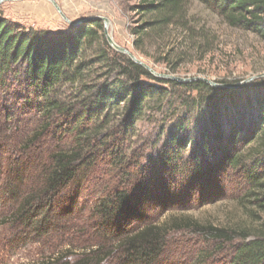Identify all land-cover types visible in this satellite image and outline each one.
Masks as SVG:
<instances>
[{
    "label": "trees",
    "instance_id": "16d2710c",
    "mask_svg": "<svg viewBox=\"0 0 264 264\" xmlns=\"http://www.w3.org/2000/svg\"><path fill=\"white\" fill-rule=\"evenodd\" d=\"M190 1L140 0L135 6L140 18L130 29L133 48L147 55V43L164 38L168 30H189ZM197 1L214 10L229 26L248 29L264 39V0ZM144 81L166 86L167 90L206 94L207 123L192 141L193 154L188 159L179 154L191 142L183 129L169 131L167 142L155 158L142 161L144 154L138 153L142 146L127 145V136L144 115L155 91ZM236 89L247 95L244 109L251 112L250 122L235 124L226 136L220 131L221 105L212 97L233 96ZM236 89L153 75L108 44L101 19L48 32L8 20L0 10V94L23 100L44 118L27 138L22 153L30 155L32 144L52 135L46 157L34 166L37 184L23 196L11 188L21 166L10 162L11 179L7 181L11 183L3 195L20 199L11 216L13 224L20 225L21 232L24 227L42 236L53 227L50 212L60 211L61 200L76 203L92 186L90 183H97L101 188L95 191L91 205L94 227L121 250L122 264L157 263L169 231L177 225L145 222V197L152 170L161 165L157 171L164 172L170 182L180 177L173 183H181L186 195L188 191L197 196L200 186L209 190L208 185L222 193V188L230 184L235 189L232 197L251 224L240 231L211 225L201 229L217 240L240 237L233 244L231 264H264V78ZM3 102L0 97L1 108ZM116 109L121 110L120 117L110 126L111 113ZM225 139L227 142L221 145ZM209 151H217L213 165L206 161ZM208 175L217 177V182H207ZM136 222L140 225L134 227ZM86 257L82 262H92L95 251Z\"/></svg>",
    "mask_w": 264,
    "mask_h": 264
},
{
    "label": "rangeland",
    "instance_id": "374dc122",
    "mask_svg": "<svg viewBox=\"0 0 264 264\" xmlns=\"http://www.w3.org/2000/svg\"><path fill=\"white\" fill-rule=\"evenodd\" d=\"M139 2L2 0L0 10L8 20L48 32L67 30L72 26L70 22L84 18L104 17L109 22L108 34L117 45L127 48L156 72L185 81L201 77L218 85L213 87L231 88L228 85L239 84L253 77L242 86L232 87L236 89L264 78V39L248 29L229 26L214 10L197 0L190 1L187 6L189 30L172 28L161 38L163 40L155 38L154 42L147 43V55L140 54L133 48L134 37L130 33L140 18L135 11ZM144 84L155 91L144 115L136 123L131 135L127 136V145L131 148L142 146L138 149V153L144 154L142 161L147 160V157L155 158L157 150L167 142L169 131L183 129L190 135L191 142L185 149H180L179 154L185 160L188 159L193 154L192 141L198 138V132L207 123L208 102L203 100L206 94L182 89L167 90L166 86L149 81H144ZM160 90L163 92L159 94L157 91ZM236 90L233 96L219 94L212 97L221 105L220 131L226 136L235 124L243 122L246 125L250 122L251 112L244 109L247 95L244 91ZM0 97L4 98L3 107L0 106V264H122L121 250L94 227L91 205L95 191L101 188L97 183H90L92 186L86 191L85 197L76 203L61 200L60 211L50 212L53 227L42 236L38 237L24 227L21 232L20 225L13 224L11 216L20 199L3 195L11 183L8 182L11 179L10 162L21 166L19 174L14 175L11 188L18 192L17 195L23 196L37 184L34 166L46 157V148L52 144V135H47L49 138L43 136L36 141V145L32 144L28 150L30 155L23 154L27 138L42 125L40 122L44 118L23 100L3 93ZM120 112V109L112 111L110 126L116 123ZM225 142L226 139L221 145ZM205 150L206 147L203 149L206 154ZM217 157V151H209L206 161L213 165ZM159 167L161 165L152 170L154 175L150 178L145 197L148 206L145 222L177 225L167 235L159 262L153 264H231L233 244L240 237L231 241L213 239L212 234L203 231L201 226L246 230L251 222L232 197L235 189L227 183L222 193H219L212 190L213 185H208L209 190L201 189L200 186L197 196L188 191L186 195L181 183H173V180L178 182L180 177L170 182L164 172L157 171ZM214 179L217 182V177L208 175L207 182ZM134 225L137 227L140 224L136 222ZM177 226L180 228L177 229ZM94 251L96 257L92 262H82L88 254L93 256Z\"/></svg>",
    "mask_w": 264,
    "mask_h": 264
},
{
    "label": "water",
    "instance_id": "95a60500",
    "mask_svg": "<svg viewBox=\"0 0 264 264\" xmlns=\"http://www.w3.org/2000/svg\"><path fill=\"white\" fill-rule=\"evenodd\" d=\"M2 0H0L1 2ZM94 18H97V19H101L102 22H103V25H104V36L108 42V44L114 48L115 50L121 52V53H124L126 54L127 56H129V58H131L135 63H138L140 65H142L144 68H146L149 72H151L153 75L157 76V77H162V78H170V79H175L177 81H185V80H182L178 77H175V76H171V75H166V74H161V73H158L156 72L153 68H151L150 66H148L147 64H145L144 62H142L139 58H137L132 52H130L127 48L125 47H122V46H119L117 45L113 39L109 36L108 34V31H107V27H108V20L104 17H99V16H96V17H90V18H84V19H81V20H78V21H75V22H70L71 25H74V24H77V23H80L81 21H86V20H89V19H94ZM253 79V77L247 79L246 81L242 82V83H239V84H233V85H228L229 87H239V86H242L248 82H250L251 80ZM194 80H202L206 83H208L209 85H212V86H218L217 84L209 81L208 79H205V78H201V77H197L195 78Z\"/></svg>",
    "mask_w": 264,
    "mask_h": 264
},
{
    "label": "bare ground",
    "instance_id": "6f19581e",
    "mask_svg": "<svg viewBox=\"0 0 264 264\" xmlns=\"http://www.w3.org/2000/svg\"><path fill=\"white\" fill-rule=\"evenodd\" d=\"M109 23V22H108Z\"/></svg>",
    "mask_w": 264,
    "mask_h": 264
}]
</instances>
